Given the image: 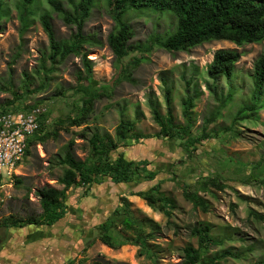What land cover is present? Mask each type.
Segmentation results:
<instances>
[{"label": "rangeland", "instance_id": "1", "mask_svg": "<svg viewBox=\"0 0 264 264\" xmlns=\"http://www.w3.org/2000/svg\"><path fill=\"white\" fill-rule=\"evenodd\" d=\"M19 1L4 0L7 16L0 21V113L17 94L23 105H44L52 113L51 119L73 116L74 103L80 97L76 89L81 83L78 75L84 69L82 58L74 53L55 63L45 58L49 41L39 14L44 9L51 12L57 39L68 38L75 25L65 23L46 0H34L36 15L22 32L16 9ZM59 1L66 6L67 0ZM123 18L135 32L131 44L143 42L152 34L163 36L176 25L175 16L166 10L129 9ZM114 27L107 0H94L83 32L93 33L100 43L83 45V52L93 63L92 87L102 96L93 101L87 123L70 126L65 120L56 137L31 145L29 154L14 165L9 176L1 174L0 221L9 216L24 218L41 213L36 191L44 185L62 188L58 178L64 166L58 158L66 152L69 142H73L72 153L83 160L94 128L114 135L122 117L137 119L136 129L153 137L119 151L131 159L147 160L156 172L155 178L118 184L105 178L87 194L81 188H69L63 218L52 226L26 227L43 243V251L35 253L31 264H184L182 248L186 244L196 246L190 230L202 221L212 225L217 237L228 238L224 248H251L245 256L228 258L222 264H253L264 254V221L249 214L250 210L264 213V92L257 102L261 105L258 113L242 121L233 120L240 107L252 103L253 62L264 53V40L243 46L214 40L174 53L155 45L147 55L130 52L119 61L107 43ZM221 48L236 49L243 55L231 78L221 76L213 82L206 68L213 52ZM141 56L147 59L135 67L130 65L133 58ZM162 79L171 89L174 122H186L183 100L192 96L193 108L188 113L191 135H208L187 150L179 145V139L155 136L159 127L152 119L150 104H157L163 115L167 112ZM206 84L215 86L210 91ZM211 117L215 118L209 121ZM206 175L218 178L223 188L198 192L210 204L203 212L183 197L180 183H193ZM157 182L175 203L169 217L129 194L147 191ZM121 198L128 200L135 219L142 221L143 231H152L145 250L131 244L110 248L96 238V225L110 215ZM146 218L155 226L144 221ZM218 249L211 248L210 252Z\"/></svg>", "mask_w": 264, "mask_h": 264}, {"label": "trees", "instance_id": "2", "mask_svg": "<svg viewBox=\"0 0 264 264\" xmlns=\"http://www.w3.org/2000/svg\"><path fill=\"white\" fill-rule=\"evenodd\" d=\"M46 2L65 23L75 25V31L68 38L57 39L51 23V12L44 9L39 14V21L49 41V53L45 58L55 63L71 53L81 55L84 69L78 75L81 83L76 89L80 93V97L74 103L73 116L52 118L47 125L41 121L39 130L29 138L24 155L29 154L31 145H36L50 137H56L58 128L64 124L65 120H68L70 126L87 123L93 101L102 96L92 87L93 63L83 52V45L100 43L93 33L83 32L94 0H67L66 6L59 0H46ZM33 3L34 0H20L16 5L22 32L28 28L30 20L36 15ZM107 3L113 11L115 21L114 29L107 36V43L119 61L130 52L138 51L147 55L155 45L167 52L174 53L186 52L214 40H226L237 46L260 43L264 40V0H107ZM147 8L170 11L176 18V25L172 31L163 36L152 34L143 42L131 44L129 41L134 37L135 32L123 16L129 9ZM5 16H7L5 2L0 0V21ZM242 55V52L231 48L215 50L212 60L206 68L207 77L213 82H216V79L221 76L231 78L235 71V65ZM146 59L147 56L133 58L130 65L135 67ZM120 75L122 74L120 73ZM252 77L254 82L252 103L240 107L233 121L250 118L251 115L258 113L261 107L257 102L264 92V53L253 62ZM162 82L167 112L163 115L157 104H150L152 119L159 127V132L155 136L179 139L181 140L179 145L187 150L195 143H201L208 135L206 132L198 137L191 135V118L188 113L193 108L192 96L183 100L185 108L183 114L186 122L183 124L174 122L171 113V89L165 79H162ZM187 83L189 84V82ZM212 86L215 85L206 84L210 91H212ZM228 95L231 96V94ZM20 100L21 97L16 94L15 100L9 101L2 112L27 109L40 104L26 106L20 103ZM136 113L142 114L138 110ZM46 114L51 116L52 113L47 110ZM214 118L211 117L209 121ZM137 123V119L131 120L122 117L115 127L114 135L101 131L98 127L94 128L88 137V155L83 160L72 153L73 142H69L66 152L58 158V163L64 166L62 175L58 178L62 188L44 185L36 191L42 210L39 215L24 218L9 216L2 219L0 221V241L3 240L6 231L10 228L29 225L52 226L58 222L64 217L67 210L66 200L69 188H81L83 193L87 194L94 184L101 183L105 178L115 184L130 183L139 178L153 180L156 172L150 168V163L147 160L131 159L124 152L119 151L120 148L139 144L142 140L153 137L139 132L136 129ZM248 182L244 183L248 184ZM180 186L183 197L203 212L208 211L210 204L198 192H211L212 187L223 188L219 179L210 175L201 177L193 183L181 182ZM129 194L140 197L150 208L161 211L167 217L171 215V210L175 207L174 201L160 190V182L151 186L147 191ZM129 204L126 198L120 199L119 205L110 215L96 225V238L110 248L131 244L145 250L147 239L152 237V231L148 233L143 231L142 221L135 219L129 209ZM249 214L264 221V213L250 210ZM144 221L154 226L156 224L149 218ZM212 228L210 223L203 221L192 226L190 233L196 238V246L186 244L182 248L184 264H222L228 258L239 259L245 256V252L251 251L250 247L242 251L233 247L224 248L228 238L217 237ZM129 232H133V234ZM229 239L231 240L232 237ZM236 239L243 240L239 237ZM214 247H219V249L210 252ZM253 264H264V254Z\"/></svg>", "mask_w": 264, "mask_h": 264}, {"label": "built area", "instance_id": "3", "mask_svg": "<svg viewBox=\"0 0 264 264\" xmlns=\"http://www.w3.org/2000/svg\"><path fill=\"white\" fill-rule=\"evenodd\" d=\"M47 110L39 104L0 113V176L3 172L10 175L14 165L24 156L29 138L39 130L41 121L46 125L50 123Z\"/></svg>", "mask_w": 264, "mask_h": 264}, {"label": "crops", "instance_id": "4", "mask_svg": "<svg viewBox=\"0 0 264 264\" xmlns=\"http://www.w3.org/2000/svg\"><path fill=\"white\" fill-rule=\"evenodd\" d=\"M26 227L28 228H10L6 231L0 241V264H31L35 253L39 255L43 251V243L40 244L42 240L37 239L38 234ZM36 241L39 244H35Z\"/></svg>", "mask_w": 264, "mask_h": 264}]
</instances>
